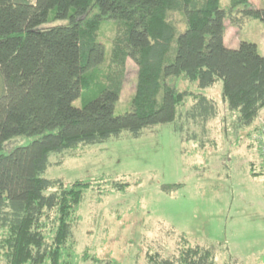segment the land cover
Returning a JSON list of instances; mask_svg holds the SVG:
<instances>
[{
    "label": "trees",
    "instance_id": "obj_1",
    "mask_svg": "<svg viewBox=\"0 0 264 264\" xmlns=\"http://www.w3.org/2000/svg\"><path fill=\"white\" fill-rule=\"evenodd\" d=\"M221 2L0 0V248L7 264H79L75 220L94 185L45 178L51 154L72 157L124 132L138 139L177 119L183 123L177 131L191 123L206 130L220 109L202 91L220 82L237 129L257 122L264 110V56L251 42L229 48L225 37L227 22L238 28L251 19L264 23V9L250 0H229L226 9ZM60 21L67 24L53 25ZM105 21L118 26L109 57L99 40ZM128 59L138 66L137 87L131 111L117 115ZM181 82L189 88H179ZM187 100L191 107L179 113ZM20 136L35 140L5 154V143ZM149 264L216 260L212 249L186 245L173 258L150 256Z\"/></svg>",
    "mask_w": 264,
    "mask_h": 264
},
{
    "label": "rangeland",
    "instance_id": "obj_2",
    "mask_svg": "<svg viewBox=\"0 0 264 264\" xmlns=\"http://www.w3.org/2000/svg\"><path fill=\"white\" fill-rule=\"evenodd\" d=\"M228 3L222 0V8ZM254 4L264 7V0ZM59 24L67 21L53 25ZM186 28L182 24L179 31ZM117 29L115 21H105L99 32L107 57ZM236 29L228 24L229 47L255 43L264 56L263 22L251 19ZM137 75L138 66L128 59L117 115L131 111ZM179 88L189 87L181 82ZM202 92L220 109V117L206 130L191 123L184 133L177 131L183 124L177 119L138 139L124 132L120 139L84 147L72 157L50 155L45 178L67 186L77 181L94 185L85 192L75 220L79 264H149L150 256L173 258L186 245L212 249L216 264H264V110L252 127L237 129L222 102V83ZM191 105L187 100L179 113ZM34 140L15 137L3 152L10 154ZM114 183L129 186L117 190ZM1 250L0 264H7Z\"/></svg>",
    "mask_w": 264,
    "mask_h": 264
},
{
    "label": "crops",
    "instance_id": "obj_3",
    "mask_svg": "<svg viewBox=\"0 0 264 264\" xmlns=\"http://www.w3.org/2000/svg\"><path fill=\"white\" fill-rule=\"evenodd\" d=\"M255 1L262 3L263 0H250V3L252 4V6L255 5V4H254ZM254 8H255V7H254ZM256 9H264V7H262V5H258ZM228 24L232 25L230 22H227V23H226L227 27H228ZM232 26H233V25H232ZM233 27H234V29L238 28V27H235V26H233ZM236 30H237V29H236ZM236 35H237V34H236ZM227 42H228V37H227V35H226V37H225V43H226V45L228 46ZM228 47H229V46H228ZM229 48H231V47H229ZM233 49H235V48H233ZM208 90H209V89H208ZM217 120H218V118H217L216 120H213V121L209 122L208 126H210L213 122H215V121H217Z\"/></svg>",
    "mask_w": 264,
    "mask_h": 264
}]
</instances>
